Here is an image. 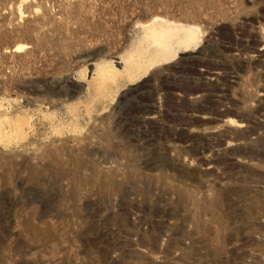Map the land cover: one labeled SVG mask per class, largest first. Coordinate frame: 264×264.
Instances as JSON below:
<instances>
[{"label": "rangeland", "instance_id": "rangeland-1", "mask_svg": "<svg viewBox=\"0 0 264 264\" xmlns=\"http://www.w3.org/2000/svg\"><path fill=\"white\" fill-rule=\"evenodd\" d=\"M0 264H264V0H0Z\"/></svg>", "mask_w": 264, "mask_h": 264}]
</instances>
